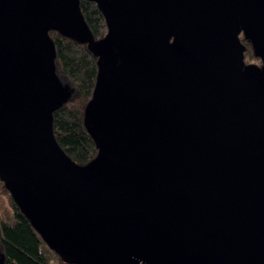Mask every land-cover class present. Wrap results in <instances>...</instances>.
<instances>
[{
	"label": "water",
	"instance_id": "95a60500",
	"mask_svg": "<svg viewBox=\"0 0 264 264\" xmlns=\"http://www.w3.org/2000/svg\"><path fill=\"white\" fill-rule=\"evenodd\" d=\"M92 1L99 40L79 0H0L6 187L70 263L264 264V0ZM50 31L97 57L85 165L55 138L73 89Z\"/></svg>",
	"mask_w": 264,
	"mask_h": 264
},
{
	"label": "trees",
	"instance_id": "16d2710c",
	"mask_svg": "<svg viewBox=\"0 0 264 264\" xmlns=\"http://www.w3.org/2000/svg\"><path fill=\"white\" fill-rule=\"evenodd\" d=\"M82 14L95 40L107 34L105 17L92 0H79ZM56 49L58 76L73 89L70 98L53 113L55 138L76 163L92 161L98 149L85 126V108L93 96L98 65L97 57L86 43H80L57 31L49 32ZM239 38L245 47L244 63L261 67L262 57L243 32ZM0 250L5 264H74L65 261L33 226L0 177Z\"/></svg>",
	"mask_w": 264,
	"mask_h": 264
}]
</instances>
